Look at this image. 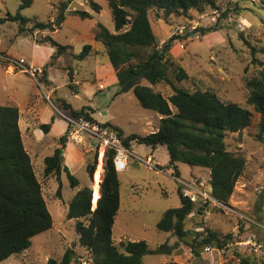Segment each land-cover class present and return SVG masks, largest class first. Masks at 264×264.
I'll return each mask as SVG.
<instances>
[{
  "label": "rangeland",
  "instance_id": "rangeland-1",
  "mask_svg": "<svg viewBox=\"0 0 264 264\" xmlns=\"http://www.w3.org/2000/svg\"><path fill=\"white\" fill-rule=\"evenodd\" d=\"M84 1L71 0L67 3L68 0H34L20 14L26 19L42 23L55 21L60 8L66 3L67 6L65 20L59 29L53 32L37 30L30 34L31 24H27L25 30L20 32L18 22L3 21L7 14H16L19 1L0 0V104H14L22 108V111L33 104L34 113L42 114L45 121L43 124L51 125V131L47 134L34 126L29 136L25 134L27 124L24 119L22 142L31 158L35 177L52 218L51 228L32 238L29 249L0 261V264H46L48 260L59 263L69 250L73 253L70 264H93L90 252L79 245L75 233L77 221L68 220L66 211L70 200L80 188L92 186L93 178L89 179L86 164L93 162L96 157L95 170L100 160L103 169L104 159L93 140L86 138L79 144L68 139L66 118L72 115L59 104L60 99L75 110H92L95 123L111 121L127 134L145 136L158 125L157 114L143 109L132 92L115 95L117 89L110 85L111 75L106 68L108 58L105 49L100 42L93 40L91 31L100 23L114 33L108 0H87L89 4L80 7L79 3ZM91 3L99 5L98 13L91 11ZM215 5L216 10L206 8L202 13L190 11L186 16L171 17H164L160 11L152 9L148 12V19L157 43L162 40L166 42L173 35L183 45L179 54L181 59L172 62L175 67L180 64L188 78L175 82L177 87L188 92L209 90L221 101L238 104L251 112L248 128L224 136L226 149L244 157L245 169L235 184L228 204L214 206L202 205L200 200L191 202L194 211L184 226L189 237L179 241L174 235L159 232L156 225L165 211L180 207L178 188L185 194V187L178 183L180 179H173V170L166 171L169 157L165 147L159 146L153 151L144 145H134L132 156L146 158L147 154L153 152L152 158L162 171L150 169L130 157L125 172L118 173L120 206L112 228L113 245L119 248L121 241H144L150 250H155L164 242L173 247L169 255L145 256L144 264H210L211 256L204 253L203 248L196 245L198 255H195L190 246L194 241H201L200 236H204L205 230L231 236L230 242L219 249V253L213 254V264H231L238 261L239 256H249V252L240 246L249 235L264 241V232L247 221L249 219L264 225V135L262 140L257 138L259 116L246 103L248 91L245 87V79L257 70V66L252 64V53L255 59L264 62V0H215ZM75 12H87L91 18L81 20L73 15ZM209 27H215L218 31L204 35L195 32L196 29ZM46 37L60 46L70 47L56 59L48 61L46 69L56 88L54 96L49 94L46 73L33 81L28 74L13 68L11 63V60H16L29 65L49 60L56 48L49 44H37ZM174 44L172 47L177 45ZM85 45H93L94 50L85 59L79 60L77 56ZM99 50L102 54H97ZM148 52L146 50L141 54L144 57ZM173 69L170 67L167 74L171 80ZM76 73L80 86L71 84L69 87L68 74L72 77ZM96 87H103V91L98 92ZM152 88L165 98L172 94L170 87L163 83ZM56 149L64 152L65 162L62 164L65 163L70 173L80 182L78 188L71 189L64 174L60 176L59 183L54 176H44V159ZM179 170L180 181L209 191L208 170L185 164H180ZM58 184L59 197L56 195ZM92 207L91 196V210Z\"/></svg>",
  "mask_w": 264,
  "mask_h": 264
},
{
  "label": "trees",
  "instance_id": "trees-1",
  "mask_svg": "<svg viewBox=\"0 0 264 264\" xmlns=\"http://www.w3.org/2000/svg\"><path fill=\"white\" fill-rule=\"evenodd\" d=\"M19 6L15 15L7 14L3 21L19 23L22 32L27 24L30 34L34 31H55L65 19L67 3L60 8L53 22L42 23L35 19H26L20 12L29 8L34 0H18ZM91 11L98 13L99 5L91 3ZM108 6L114 24V33L109 32L102 24L92 28L93 39L100 42L106 52L114 71L117 95L132 92L138 104L145 110L155 112L159 117L157 131L141 136L130 134L124 136L122 130L109 123L104 127L113 129L126 148L131 145H144L152 149L165 147L173 176L178 178L176 164H185L209 171V187L211 196L219 203L228 204L237 180L245 169V159L226 149L224 136L226 133H240L251 124V112L232 102L221 101L209 90L188 92L175 85L188 78L186 72L178 65L174 66L169 56L172 43L177 37L171 36L160 47L153 34L148 12L152 9L160 11L164 17L186 16L188 12L202 13L206 8L216 10L215 0H108ZM73 15L81 20L90 19L87 12H75ZM127 27V28H126ZM218 31L215 27L196 29V33L204 35ZM37 44H49L56 48L51 61L70 47L60 46L50 37ZM149 50L146 56L142 52ZM91 52V46L85 45L77 58L85 59ZM252 59L257 66L254 75L245 79L248 91L246 103L258 114L257 138L264 135V62ZM45 65L43 75H45ZM173 69V80L167 74ZM71 79V75H69ZM170 87L172 94L165 98L152 87L158 84ZM64 110L71 111L75 118L83 117L91 123L90 109L72 110L64 101L60 102ZM175 110V112H173ZM19 113L16 107L0 106V261L13 255L25 252L31 246L36 235L48 231L52 226V218L47 210L41 187L37 181L29 154L23 146L18 126ZM47 134L50 125H40ZM60 149L44 159L45 177L54 176L59 183L64 174L71 189L78 188L79 181L70 173L60 160ZM112 150L104 155L103 177L100 183V197L94 210H91L92 191L89 187L80 188L70 200L66 218L76 220L75 233L79 245L90 252L93 264H144L143 258L148 255H169L173 247L166 242L155 250L148 249L144 241H121L119 248L112 242V227L118 214L120 198L118 173L113 167ZM96 167V157L86 164L85 170L91 180ZM264 175V161L262 166ZM56 195L60 196V184ZM180 207L168 209L156 225L159 232L174 234L179 241L189 237L185 230V221L193 213L194 204L183 195L178 188ZM84 220L86 223H84ZM199 243L194 241L190 246L195 255V246L216 249L224 248L231 236H222L211 230ZM72 251H67L57 263L48 260L46 264H70ZM237 264H258L254 256H239Z\"/></svg>",
  "mask_w": 264,
  "mask_h": 264
},
{
  "label": "built area",
  "instance_id": "built-area-1",
  "mask_svg": "<svg viewBox=\"0 0 264 264\" xmlns=\"http://www.w3.org/2000/svg\"><path fill=\"white\" fill-rule=\"evenodd\" d=\"M89 2L87 0L84 3H79L80 7L87 6ZM182 31L179 30V34ZM0 59L2 57L0 56ZM13 68H18L25 74H28L32 79L37 81V78L43 74L42 67H34L31 65L24 64L23 61L11 60ZM68 127L67 134L68 139L76 143H83L86 138L93 140L98 145V150L102 154V159L106 151L112 150L114 152L113 156V167L117 173H124L127 168V162L132 156L128 148H126L121 139L118 137L117 133L110 127H104L102 124L91 123L84 119L83 117L75 118L70 116L66 118ZM137 162L143 163L148 167H154L153 159L148 156L146 158L135 157ZM178 183L183 185L185 188V194L191 202L200 200L202 205L212 204L214 206H221V203L217 202L212 196L211 191H204L202 189H197L186 184V182L177 180ZM202 186V185H200ZM223 207V206H222ZM247 219V218H245ZM252 225L264 232V225H260L254 221L247 219ZM240 246L244 250H247L251 256H254L258 264H264V241L257 239L255 235H249V237ZM204 253H208L211 256L210 264L214 263V253H219V250L208 246L204 248Z\"/></svg>",
  "mask_w": 264,
  "mask_h": 264
},
{
  "label": "crops",
  "instance_id": "crops-1",
  "mask_svg": "<svg viewBox=\"0 0 264 264\" xmlns=\"http://www.w3.org/2000/svg\"><path fill=\"white\" fill-rule=\"evenodd\" d=\"M65 20V19H64ZM94 40V39H93ZM95 41V40H94ZM164 41L165 40H162V41H160L159 43H160V45H159V47L164 43ZM175 44H177L176 46H174V47H171L170 48V50H169V56H170V58L172 59V60H174L175 61V59H177V60H180L181 58H180V50H182V44L181 43H179V41H175L174 42ZM174 44V45H175ZM36 45V44H35ZM37 46H39V45H37ZM41 47V46H40ZM94 50V46L92 45L91 46V51H93ZM104 52H105V50H104ZM91 53V52H90ZM90 53H89V55H90ZM97 54H102V51H98L97 52ZM105 54H106V52H105ZM107 56V55H106ZM51 57V56H50ZM108 58V57H107ZM48 61H50V58H49V60H43V62L42 63H40V64H29V65H31V66H34V67H44L45 65H47L46 66V68L48 67ZM177 62V61H176ZM178 64H179V62H177ZM179 66H180V64H179ZM181 67V66H180ZM106 68L108 69V74L109 75H111V78H110V85L112 86V87H115L117 90H116V93H115V95H117V92H118V86H117V84H116V78H115V74H114V71H113V69H112V67H111V65H110V63H109V60H108V63L106 64ZM182 68V67H181ZM183 69V68H182ZM184 70V69H183ZM48 70L47 69H45V73H46V81H47V87L49 88V94H51V95H55V93H56V88L53 86V81L51 80V77L49 76V74H48V72H47ZM70 71V70H69ZM68 71V72H69ZM185 71V70H184ZM186 72V71H185ZM77 76H78V74L76 73V74H74V76H72L71 77V79H69V76H68V86L70 87L71 86V84L72 85H75V86H80V82L77 80ZM33 80V79H32ZM33 81H35V80H33ZM39 84V83H38ZM98 84V83H97ZM101 86V85H100ZM96 89H97V87H96ZM76 90V88H74V90L73 91H75ZM98 90V92H102L103 91V87H100L99 89H97ZM129 93V92H128ZM128 93H125V94H121V95H119V96H122V95H126V94H128ZM48 98V97H47ZM48 101H50L49 99H48ZM61 101H64V100H62V99H60L58 102H59V104H60V102ZM65 103H67L66 101H64ZM68 104V103H67ZM70 105V104H69ZM0 106H8V107H16L17 109H18V113H19V119H18V126H19V130H20V132H21V138H22V135H23V128H22V122H23V120L25 119L26 120V124H27V127H26V133L25 134H27V135H29V133H31L32 132V130H33V127L35 126V127H37V128H40V125H45V124H43V122H45L43 119H42V114H35L34 113V107H33V104H31L30 106H27L26 108H24V111H22V108H20L19 106H17V105H14V104H10V105H4V104H0ZM71 106V105H70ZM71 108H72V110H75V109H73V107L71 106ZM48 110V109H47ZM65 111H69V110H65ZM92 111V110H91ZM70 112V114H71V111H69ZM42 113V112H41ZM92 114L93 113H90V115H91V117L93 118V116H92ZM36 115V116H35ZM41 115V116H40ZM36 118V119H35ZM94 119V118H93ZM159 119H160V117L157 115V117H156V120H157V122H158V125L157 126H155L154 127V131L153 132H155V131H157V129H158V126H159ZM95 120V119H94ZM106 123H109V124H111L112 126H114V127H117V128H119L120 130H122L120 127H118L117 125H115L114 123H112L111 121H108V122H105V123H101V124H106ZM53 125V124H52ZM51 131V125H50V129H49V132ZM48 132V133H49ZM122 132H123V134H124V136H128V135H130V134H127L125 131H123L122 130ZM132 134H134V133H132ZM138 135V134H137ZM30 136V135H29ZM134 145H137V144H132L131 145V147L130 148H128L129 149V151L131 152V154H132V148L134 147ZM158 149V147L156 148V149H153V151H156ZM62 155H63V162H65L64 160H65V158H64V152H62ZM148 156H150L151 158H152V156H153V152L150 154H147V157ZM131 157H133L134 159H135V157H139V156H137V155H134V156H131ZM153 159V158H152ZM140 163V162H139ZM141 164H143V163H141ZM84 165H85V162H84ZM153 165H154V167L152 168V167H148V168H150V169H155V170H158V171H162V168L159 166V164H157L156 162H154V159H153ZM64 166H66L65 165V163H64ZM179 166H180V164H176V167H177V170H178V173H179V177H178V179H180L181 180V177H180V170H179ZM161 168V169H158V168ZM168 167V166H167ZM167 170L166 171H168V172H170V170H172V169H170V168H166ZM172 173V172H171ZM102 177H103V171H102ZM175 178L176 177H173V179L175 180ZM60 180H61V177H60ZM184 181V180H183ZM79 185H81L80 184V182H79ZM84 187H86V186H84ZM120 206V205H119ZM117 217V216H116ZM116 217H115V219H116ZM114 224H115V220H114ZM114 224H113V226H114ZM113 228V227H112ZM235 262H238V261H235ZM235 262H232L231 264H235Z\"/></svg>",
  "mask_w": 264,
  "mask_h": 264
},
{
  "label": "bare ground",
  "instance_id": "bare-ground-1",
  "mask_svg": "<svg viewBox=\"0 0 264 264\" xmlns=\"http://www.w3.org/2000/svg\"><path fill=\"white\" fill-rule=\"evenodd\" d=\"M102 157V154H100ZM102 161H99V164L93 174V182H92V186H91V190H92V204L93 207L92 209L94 210L97 204V201L100 197V183L102 181Z\"/></svg>",
  "mask_w": 264,
  "mask_h": 264
},
{
  "label": "water",
  "instance_id": "water-1",
  "mask_svg": "<svg viewBox=\"0 0 264 264\" xmlns=\"http://www.w3.org/2000/svg\"><path fill=\"white\" fill-rule=\"evenodd\" d=\"M66 140V139H65ZM60 160L61 162H63V155H62V152L60 153ZM171 235H174V234H171Z\"/></svg>",
  "mask_w": 264,
  "mask_h": 264
}]
</instances>
